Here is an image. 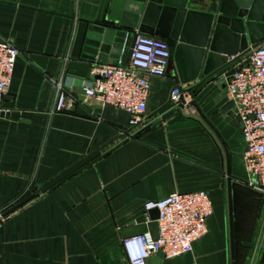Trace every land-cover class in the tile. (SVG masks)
Masks as SVG:
<instances>
[{"label": "crops", "instance_id": "crops-1", "mask_svg": "<svg viewBox=\"0 0 264 264\" xmlns=\"http://www.w3.org/2000/svg\"><path fill=\"white\" fill-rule=\"evenodd\" d=\"M124 4L0 0V40L19 50L2 100L18 116L0 115V212L36 192L0 218V264H128L121 241L149 231L144 203L200 190L212 202L205 234L190 252L158 264L264 263V196L247 184L240 121L222 111L224 73L244 57L182 84L191 102L180 121L161 119L167 107L154 113L179 84L171 70L150 80L146 125L130 126L127 112L83 100V82L99 63L83 57L88 26H120L131 15ZM219 6L188 0V8L215 15ZM133 37L123 43L122 63ZM56 80L75 98L69 111L53 110Z\"/></svg>", "mask_w": 264, "mask_h": 264}, {"label": "built area", "instance_id": "built-area-1", "mask_svg": "<svg viewBox=\"0 0 264 264\" xmlns=\"http://www.w3.org/2000/svg\"><path fill=\"white\" fill-rule=\"evenodd\" d=\"M127 61L117 64L95 63L90 79L83 82V100L112 105L130 115V126L146 125L145 114L152 77H163L172 59V47L162 37L135 33ZM19 50L9 39L0 40V113L10 109L2 100L11 82ZM248 59L246 64L243 63ZM234 72L226 78V95L233 101L245 143L243 165L249 176L247 184L264 196V43L253 47ZM56 98L53 110H71L75 98L69 95L61 80L54 81ZM190 91L175 85L169 93L167 110L184 115L190 106ZM161 117V116H160ZM158 210L157 237L150 231L127 236L121 246L128 264H148L147 260L162 253L173 258L188 253L193 243L206 232V220L212 213V202L204 190L171 193L144 203V211ZM1 218V217H0ZM264 264V263H262Z\"/></svg>", "mask_w": 264, "mask_h": 264}, {"label": "water", "instance_id": "water-1", "mask_svg": "<svg viewBox=\"0 0 264 264\" xmlns=\"http://www.w3.org/2000/svg\"><path fill=\"white\" fill-rule=\"evenodd\" d=\"M124 7L131 15L122 19L120 26L96 22L88 26L82 48L84 58L117 64L123 43L130 35L168 37L175 44L167 72L173 71L182 85L201 74L203 80L214 76L264 43V0H220L217 15L188 8V0H125ZM247 62L246 58L243 63ZM233 72L234 68H230L224 75L228 79ZM168 102L154 113L166 108ZM232 108L233 101L228 100L222 111L235 115ZM0 115L15 119L18 112L13 110ZM183 118L179 111L166 110L161 114V119L168 123ZM35 196L36 192L26 195L0 212V217L9 215ZM147 216L149 231L156 238L158 210L147 211ZM142 218L145 220L146 216ZM162 258L164 255L159 253L147 263L158 264Z\"/></svg>", "mask_w": 264, "mask_h": 264}, {"label": "trees", "instance_id": "trees-1", "mask_svg": "<svg viewBox=\"0 0 264 264\" xmlns=\"http://www.w3.org/2000/svg\"><path fill=\"white\" fill-rule=\"evenodd\" d=\"M165 39L169 45H173L174 44V41H172L171 39H168V38H163Z\"/></svg>", "mask_w": 264, "mask_h": 264}, {"label": "flooded vegetation", "instance_id": "flooded-vegetation-1", "mask_svg": "<svg viewBox=\"0 0 264 264\" xmlns=\"http://www.w3.org/2000/svg\"><path fill=\"white\" fill-rule=\"evenodd\" d=\"M164 38H168V37H164Z\"/></svg>", "mask_w": 264, "mask_h": 264}]
</instances>
